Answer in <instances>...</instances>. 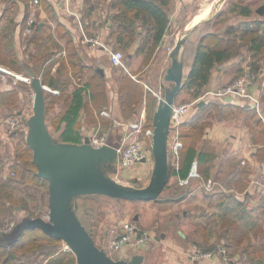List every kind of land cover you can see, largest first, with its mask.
<instances>
[{"label": "crops", "instance_id": "crops-1", "mask_svg": "<svg viewBox=\"0 0 264 264\" xmlns=\"http://www.w3.org/2000/svg\"><path fill=\"white\" fill-rule=\"evenodd\" d=\"M37 1V3H34L35 0H0V34L3 36V39L7 38L6 42H8L9 40H13V43L15 44L13 46V49L14 47L18 48L17 44L23 42V44L25 45L24 52L27 56H29V60H26L22 57L19 49H15L18 50L16 51V54L20 55L19 57L27 61L29 65L36 67L40 72V78H42L41 76L45 71H48L49 74L54 77L58 76L59 78L68 79L69 83L65 84L64 86V92H66L67 95H71L74 89L80 86H84L87 83H90V86L88 88V91L90 92V96H88L89 98H91L93 94L96 95L97 93H100L102 87L108 88V96L112 98V104L109 107L98 109L93 106V101H90V104L92 105V108L98 120V124L94 125L93 127L100 126L101 121L105 120L104 118H110L116 125L119 126L120 124L115 120H120L119 118H122V107L118 106V100L114 98V92H111V87L113 88L112 84H115L114 68L118 67H115L111 64L109 53L104 47V45L112 47V43L115 40L114 35L112 34V28L114 26L112 14L116 11L117 8L112 6L113 0H75L73 3V9L75 11H78V13L80 14L81 23L66 10V7H64L62 0ZM195 1L199 0H172L169 4V7L171 8V11H173L172 6L174 4H176V8L179 9L182 4H184V6H187L188 4H192ZM228 1L229 0H211L210 2L213 3L211 14L194 24L197 25V27L192 32V34L202 24H206V21L211 20L210 23L214 25L212 21H214L215 16H220L221 13H225L227 9L228 13H233L237 16L236 23H238L255 17L258 13L257 8L260 6L259 5L254 9L250 4L251 1L246 0L244 3L252 8L253 13L252 16H245L243 14H240L239 10L233 9L234 3L238 2L237 0L231 1L229 8L226 7ZM217 4L221 5L219 11L218 9H216ZM33 12L36 14V17H40V19L37 20L39 25L35 30L33 29L32 33L30 34V37L32 35L35 36V41L27 43L24 35L28 33L26 32V26L24 30V24L25 19L28 18V16ZM217 12L219 14H217ZM195 15H193L190 20V24L184 30L194 26L192 25V21ZM169 17L170 23L168 29L162 41L157 45L155 50V54H157L159 50H162V47H168L170 49L168 53H166V57L164 59V74L170 63V52L173 49L172 47L175 46L174 44H171L168 39L170 33H172L173 35V33L175 32V30L171 32L172 29H174L171 13H169ZM222 22L223 21L218 20L215 24V26H219V29H217V31H220L221 33L224 32L228 25L236 24L235 22L222 24ZM138 30L142 31V34L137 35L136 40L132 42L127 52L128 56L130 57V63L136 70H138L137 68L140 63V58L143 59L146 55L149 54L146 49H141L145 27L140 26L138 27ZM180 35H178V37H174L176 40L175 44ZM90 37H96L101 42V44L93 45L92 43H89L87 41V38ZM198 42L196 43L194 48L190 49L188 54L187 52L184 53V71L190 68L193 63ZM32 45L33 49L30 48ZM28 48L30 51H28ZM42 49H44V53L47 54V57L38 56V53L41 52ZM153 57H155V55ZM251 60L253 59H251L250 57L247 58L239 55L221 63H217L212 70L210 81L206 85L205 90L202 94L207 91L217 89L221 85L229 83L235 73H240L242 75L247 71L252 70L249 66ZM152 62L153 60L151 59L150 63L145 66V71L144 69L139 71V73H142L141 76L144 77V80L136 79L137 76H134L136 74L133 75L131 72H129V69L128 72L137 81L142 82L147 90H151L154 94H156L159 102L161 95H163L164 93V89H162L163 83L165 85H169L170 82L165 83L160 80V88L158 89L150 86L151 84L149 85V81H155V75L153 73H150L153 68L151 66ZM98 69H102L103 73H101V71H99ZM256 74L259 77V81L257 83L255 79V84L253 85V87H255L261 93L264 89V73L261 74L260 72H256ZM96 80H100L99 83H96ZM12 91H5L4 93H10ZM179 98L180 96L178 94L176 102H179ZM211 98L221 100V102H223L224 104L235 103L237 106L242 105L247 107L248 109L238 108L231 110V112L228 108L227 111H225V113L221 116L218 115L214 107L204 108L203 110L198 111V109L207 106L208 100H210ZM70 100L71 98L70 96H68L67 104L68 102L70 103ZM202 100H204L205 103L201 105L200 101ZM200 101L198 105L193 108L192 112L187 115L186 118H191L194 115L193 117H195V120L197 121L209 120L212 122L204 134V139L206 140L208 147L214 149L216 153V157L213 161L211 177L217 182L216 188L225 190L226 196L221 198L215 197L214 199H212V197L207 194L210 192H206L205 189L201 185H199V183H194V181L196 182V179H192V190L190 192H187V194L177 202L183 203V201H186V199L188 200L189 198V200H191L192 202L200 201L207 213H210V215L217 214V216L223 215L222 217H227L228 215H230V213H232L231 211H233V217L235 219H238V222H240V224L248 227L247 231H251L252 233H254V235L256 234V236L258 235L259 231H262L264 233V199L262 201L264 189L253 182V179H255L256 177L264 178V138H262L264 137L262 135V133H264V123L260 119L256 109L252 105L241 99H233L230 96L213 97L208 95ZM65 102L66 101H62L61 105L66 109L67 105H65ZM61 105H57V108L63 109ZM102 110L110 111L111 116H101ZM250 110L256 113L257 117L249 119L248 111ZM88 112L89 115L92 113V111ZM143 112H145V116L146 118H148V112L146 108L142 110L141 115L143 114ZM84 118L85 109L82 111L80 121ZM64 125L65 124H62V127H64ZM119 129H121L122 132V127H120ZM113 132L114 131H108V133L106 134L108 140L114 139L121 143L123 135L121 137V135H115ZM60 134L61 132L57 131L58 137H56V139L61 140L59 138ZM82 135L84 140V138L86 136H89L90 134L84 135L82 133ZM2 137L8 138L5 134H2ZM147 149L148 157L145 160H142L141 162H138L137 164L132 166L128 171V173L130 174L129 176L144 182V185H146L150 180L154 166L152 162V158L154 157L152 146L148 144ZM12 160L13 155L8 167L12 163ZM237 167H246L249 170V173L246 175L247 179L249 180V184L244 191H240L236 187L237 185L235 183V180L241 178L242 176L241 173H236V170L238 169ZM4 176H6V173ZM177 181L178 177L176 175L170 178V184L172 185H176ZM200 194L204 195L205 198L203 199L202 197H200ZM250 194L251 196H249ZM233 203H235L237 206L233 205ZM261 204L263 207H261ZM212 206L214 207L213 212L209 208ZM186 211L187 210H185L184 213ZM184 213L183 215L187 214V212L185 214ZM191 213L193 214V211ZM254 235H252L253 239H249L248 243L245 244L240 251H238V248L239 245H242L243 241L235 244L236 247L234 249H236V255L235 257L230 259V262L228 264L253 263L248 257L244 258L242 255L245 253L244 248H246L249 244H255L256 246L264 247V240L260 244L256 243V241L254 240ZM242 238L245 239V236L243 235ZM161 242L164 245L162 248L164 251V261L162 264H225L222 262L221 258L210 260L194 257L193 252L196 245L190 243V236H188V232L185 230H178L177 237L172 236L171 234H162Z\"/></svg>", "mask_w": 264, "mask_h": 264}, {"label": "rangeland", "instance_id": "rangeland-1", "mask_svg": "<svg viewBox=\"0 0 264 264\" xmlns=\"http://www.w3.org/2000/svg\"><path fill=\"white\" fill-rule=\"evenodd\" d=\"M210 1L211 0H199L193 2L192 4H188L187 6H184V4H182L179 9L176 8V4H174L172 6L173 11H171V8L168 7L169 13L172 14V20L174 25V29H172L171 32L175 30L173 35L172 33H170V36L168 38L171 44L175 45L176 40L174 37H178V35H180V33L190 24L191 18L197 13L199 8H201L204 4ZM231 1L234 0H229L226 7L229 8ZM250 1V4L251 6H253L254 9L264 2V0ZM220 6L221 5L219 4H217L216 6V9H218V11L220 9ZM227 11L228 9L225 11V13H221L220 16H215L214 21L217 22L218 20H221L223 21L222 24L234 22L236 23L237 16L233 13H228ZM217 14L219 13L217 12ZM256 16L264 17L259 15L258 13L256 14ZM26 19L24 24V30L27 21ZM36 19L39 20L40 17H36ZM218 27L212 25L211 23L202 24L186 41L185 52H187L188 54L190 49L194 48L196 43L199 41L201 35L205 31L210 29L217 30L219 29ZM31 33L25 34L26 36L24 35L25 40L27 39V37H30ZM0 40L6 42L7 38L3 39V36L0 34ZM17 45L18 48H14L19 49L22 57L26 60H29V56H27L24 52L25 45L23 44V42H20V44ZM113 46L112 48L117 47L116 45L114 47ZM30 48L33 49V45ZM117 48L125 53L129 72H131L133 75L136 74L134 75L135 77L137 76L136 79L144 80V77L141 76L142 73H139V71L144 69L145 66L150 63V60L152 59L153 62L151 66L153 68L150 73H153L155 75V81H149V85L151 84L150 86L158 89L160 88V80L167 83V81L164 79L163 71L165 68L164 59L166 57V53H168V51L170 50L168 47H162V50H159L157 54H155L156 48H154L152 52L149 51V54L146 55L143 59L140 58V63L137 68L138 70L134 69V67L130 63V57L127 53L128 48ZM15 49L14 51H12L13 55H16L15 53H17L16 51H18ZM28 51H30L29 48ZM44 52V49H42V51L38 53V56L47 57V54ZM245 53L248 54L247 52ZM152 55H155V57H153ZM259 58L260 68L255 72H260L261 74H263L264 51L262 52V54L259 55ZM4 64L12 67V65H10L9 63ZM114 70L115 84H112L113 88L111 86L110 87L111 92H114V98L118 100V106L122 107L123 116L122 118H119L121 122V124L119 123V126L122 127V132L121 129H119L120 127L116 125L114 121H112L110 118H104L105 120L101 121L100 126L93 127L94 125L98 124V120L92 108V113L90 115L86 109L85 118L79 122V128L81 129V132L84 135L92 134L98 131L97 128H99V134L101 135H106L108 131H114L113 133L115 135H121L122 137V135L124 136V134L128 130L125 124L137 121L140 118L141 112L144 108L147 109L149 116L152 115L156 100L158 105V99L156 94H154L151 90H147V88L142 84V82L137 81L134 77L129 74L127 70L120 68H114ZM239 74L240 73H235L229 83L236 80L241 75ZM99 81L100 80H96L95 82L99 83ZM258 81L259 77L257 76L256 82L258 83ZM224 85H221L220 87ZM101 89V92L95 95V99L93 102V106L98 109L103 107H109L112 104V98L108 96V88L102 87ZM4 92L5 91H0V183L2 182V174L5 175L6 173V175H8L9 173H12L11 169L8 167L10 160L12 159V155L16 153V150L19 147H22V145H24V139L28 131V125L26 126L25 122L33 114L35 96V92L32 86L23 82L15 84L14 91L10 93ZM66 96V92L55 94V96L51 95L49 92H45L47 124L48 128L55 137H58L56 128L60 115L64 111V107L61 105V103L62 101H65ZM179 96V102L192 101L195 99L191 97L186 91H181L179 93ZM212 100L214 103L209 104L208 107L211 106V108H213L216 103L221 102V100L212 98L208 100V102ZM57 105H61L63 109L57 108ZM216 111L218 115H220V113L224 114V112H219L218 110ZM13 117H21L20 119L22 126H20L16 131L10 132L7 126V119ZM255 117H257L256 113H254L252 110L248 111L249 119ZM211 123V121L206 120V125L204 126L203 124L202 127L207 130ZM2 134L7 135L8 138H3ZM262 135L264 136V133H262ZM108 141L111 145L120 146L121 144L119 141H116L114 139H109ZM152 162L154 165V157L152 158ZM116 166L117 167L115 171L109 172L112 176H114L115 179L127 185H144V182L129 176V169H121L119 165ZM194 183H199L200 185V182H198L197 180L196 182L194 181ZM2 193L3 195L0 198V229L5 228L12 223L15 224L24 216H27L29 212H34V214L42 212V214H40L41 216L47 215L49 194L48 186H46L45 184H38L35 180H27L18 188H8L3 190ZM7 193L12 196L11 199H7L4 196L5 194L7 195ZM169 193L171 192L165 189L161 194L162 198L168 196ZM249 196H251V194ZM200 197H202L203 199L205 198L204 195L201 194ZM189 199H186V201H183V203L169 202L166 204L155 202L152 200L131 201L125 199L112 198L106 195H93L79 196L78 198H76L75 207L78 216L80 217L82 222L87 226L88 230L93 235L95 242L99 247H103L105 243H108L110 240H112L121 231V227L125 222L134 221L141 229L147 230L152 233L154 235V238L152 237L149 244L143 248H129L128 250L124 251L113 250L109 246L105 247L107 252L115 259L129 258L133 254L141 253L145 257L142 264H162L164 261V251L162 249L164 245L161 242L162 234H171L172 236L177 237L178 230L180 229L188 232V236H190V243L195 244L197 245V247L202 248L204 250H213L212 248L216 246L219 247L229 243L231 245L227 251V257L229 259L235 257L236 255V249H234L236 245L234 243L237 237L240 238V234L241 237L244 235L245 239L243 238V243L242 245H239L238 251H240L244 247V245L248 243L249 239H253L252 235H254V233H252L251 231H247L248 227L243 226L242 224H240V222H238V219H235L233 217V211H231L232 213H230V215H228L227 217H222L223 215L217 216V214L210 216V213H207L204 210L200 201L192 202ZM263 199L264 195L262 197V201ZM9 201L12 207V213L8 211L6 212L2 209L4 207L2 206V203H5L6 205ZM233 205L237 206L235 203H233ZM209 208L212 212L214 211L213 206ZM185 210H187V214L183 215ZM192 211L193 214L191 213ZM189 213H191L193 216L187 218ZM200 214H204V216H200ZM136 217L138 218L135 219ZM201 221H204V223H202ZM226 229L229 230V234H225ZM254 236V240L256 241V243L260 244L264 240V233L262 231H259L258 235L256 236L255 234ZM57 246L59 250L71 252V254L74 256L71 249H69L64 242L58 243ZM205 247L207 249H205ZM15 262L19 263V261ZM72 264H77V262Z\"/></svg>", "mask_w": 264, "mask_h": 264}, {"label": "trees", "instance_id": "trees-1", "mask_svg": "<svg viewBox=\"0 0 264 264\" xmlns=\"http://www.w3.org/2000/svg\"><path fill=\"white\" fill-rule=\"evenodd\" d=\"M171 1L172 0H113L112 6L117 9L112 14V19L114 21L112 34L114 35L115 39L112 44L121 48H129L132 42L136 40L137 35L142 34V31L138 30V27L143 26L145 27V33L141 49H146L148 53L149 51L152 52L154 48H156L157 45L162 41L168 29L170 23L168 7ZM245 1L246 0H240L235 2L233 9L239 10V13L245 16H252L253 10L249 5L244 3ZM210 22L211 20L206 21V23ZM212 22L215 26L216 22ZM38 25L39 23L36 21L33 29L35 30ZM26 41L27 43L34 42L35 36L32 35L31 37H27ZM14 45L15 44L13 43V40H9L8 42L0 40V62L9 63L12 65V68L20 72L40 76V72L36 67L29 65V63H27V61L24 59H20L16 53V55H13L12 51L15 49H13ZM117 47H114V49H118ZM263 51L264 17L255 16L251 19L228 25L223 33L215 29L205 31L201 35L197 44L191 67L188 68L187 71H184L185 74L181 91H186L191 97L198 98L204 92L206 85L209 83L212 70L216 64L239 55L253 59L250 61L249 66L255 72L260 68L259 55L262 54ZM41 77L43 83L60 89L61 93H64L65 91V84L69 83L68 79L59 78L58 76L54 77L49 74L48 71H45ZM89 86L90 83L77 87L73 90L71 95L66 96L65 105L67 106L66 109L64 107V111L60 115L56 128L57 131L61 132L59 138L62 141L80 143L83 140V135L81 129L79 128L82 111L84 109L85 111L86 109L87 111H92V105L90 104V101L94 102L95 99L94 94L91 96V98L88 97L90 96V92L88 91ZM50 94L55 96L53 93ZM259 94L261 96L264 109V89L261 93L259 92ZM68 96H70L71 100L70 103L68 102L67 104ZM213 103V100L209 101L207 106L198 109V111L203 110L204 108H210L211 106L208 107V105ZM154 106L155 111V108L157 107V100ZM241 106H237L235 103L224 104L223 102H218L214 108L219 112L224 113L228 108L230 111L238 108L248 109L245 106ZM154 111L152 115H148L146 121L147 126H153ZM220 115H223V113H220ZM193 116L191 118H185L180 125V138L183 141L184 146L180 151L179 159L176 160L172 155L169 156L170 166L172 168V176L176 175L178 177L177 184L172 185L170 184L169 180L165 189L169 190L171 193L163 198L160 195L161 199L155 202L166 204L169 202H177L178 200H181L187 194V192L192 190V181L186 185H181L179 183V179L187 178L189 176L192 163L195 159L198 160V170L200 174L204 178L211 177L213 161L216 157V153L214 149L208 147V144L204 139L206 130L202 127V125H206L205 121H197ZM27 121L26 126L28 125ZM62 124H65L64 127H62ZM116 165L117 163L112 164L111 166L104 164L103 168L107 171V173H109L110 171H115L117 167ZM9 168L11 169L12 173H9L6 176L2 174L1 176L2 182L0 183V198L3 195V190L8 188L16 189L27 180H35L38 184H45L48 186L47 179L37 175V167L33 161V152L26 142V137L24 139V145L19 147L16 150V153L13 154V160ZM237 168L238 169L236 170V173H241L242 176L241 178L235 180L237 185L236 187L238 190L244 191L249 184V180L246 177V175L249 173V170L246 167ZM197 181L200 182L199 180ZM210 193L207 194H209L212 198H221L226 196L225 190L220 188H216L215 190L210 191ZM93 195L101 194L76 196L74 200V207L76 198L79 196ZM4 196L7 199L12 198L9 193H7V195L5 194ZM2 206H4L2 208L4 211L12 213L10 201L6 205L5 203H2ZM261 207H263L262 204ZM40 214H42V212H38L37 214H34V212H29L27 216L33 215L32 217H35L40 216ZM213 215L214 214H211L210 216ZM191 216L193 215H188V217ZM200 216H204V214H200ZM201 222L204 223V221ZM225 234H229L228 229H226ZM242 241V237H237L234 244ZM60 242L63 241L48 235L40 228L24 229L21 235L12 243H7V241L0 242V264L76 263L77 259L74 253L73 256L71 252L59 250L57 244ZM224 246H226L228 250L231 245L227 243L224 244ZM217 248L218 247L216 246L212 249ZM205 249L207 248L205 247ZM244 252L245 255L243 254L242 256L244 258L248 257L253 263L264 260L263 246L249 244L246 248H244ZM15 261H19V263H16Z\"/></svg>", "mask_w": 264, "mask_h": 264}, {"label": "water", "instance_id": "water-1", "mask_svg": "<svg viewBox=\"0 0 264 264\" xmlns=\"http://www.w3.org/2000/svg\"><path fill=\"white\" fill-rule=\"evenodd\" d=\"M257 12L264 15V3ZM196 27L183 30L170 52V63L164 74V79L170 84L163 83L164 93L154 111V166L150 180L144 186L124 184L103 168L104 164L111 166L117 163L119 145L107 143L96 147L91 144L89 136L80 143L56 139L47 124L43 81L38 75H33L35 96L33 114L27 121L26 142L33 152L37 175L48 181V212L46 216H24L11 231L0 232V242L12 243L24 229L40 228L62 240L75 254L77 264H142L145 257L141 253L115 259L105 249L106 243L99 247L78 216L74 200L78 195L90 194L131 201L161 199L160 195L172 176L169 157L171 116L185 74V44ZM98 70L103 73L102 69ZM204 103V100L200 101L201 105Z\"/></svg>", "mask_w": 264, "mask_h": 264}, {"label": "built area", "instance_id": "built-area-1", "mask_svg": "<svg viewBox=\"0 0 264 264\" xmlns=\"http://www.w3.org/2000/svg\"><path fill=\"white\" fill-rule=\"evenodd\" d=\"M62 1L64 7H66V10L81 23L80 14L78 13V11H75L73 9V3L75 0ZM37 2L38 1L35 0L34 3ZM36 21V14L33 12L28 16L26 21L27 33L32 32L33 26L35 25ZM87 41L89 43H92L93 45L101 44V42L96 37L87 38ZM104 47L109 53L111 64L115 67L128 71L125 53L120 49H114L106 45H104ZM256 77V72L249 70L233 82L217 89L207 91L192 101L175 102L173 105L171 116L169 154L172 155L174 159H179L180 151L184 146L183 141L180 138V125L182 121L187 117V115L192 112L193 108L198 105L199 101L208 95L213 97L230 96L233 99H241L252 105L256 109L260 119L264 123V109L261 96L259 94V91L255 87H253ZM32 80L33 75L17 71L10 66L0 62V91H12L14 90V85L20 82L31 85ZM43 88L45 92H50L54 95L60 93L59 89L54 88L46 83H43ZM101 116L110 117L111 113L108 110H102ZM20 118L21 117H13L7 119V126L10 132H14L20 126H22ZM115 121L121 124L120 120ZM146 121L147 118L145 116V112H143V114L137 121L125 124L128 130L124 134L122 142L117 149V165H119L121 169H130L132 166L148 157L147 148L148 144L152 146L154 127L147 126ZM97 130L98 131L89 135L91 144L93 146L100 147L109 143L107 135H101L99 134V128H97ZM192 179L199 180L200 185L206 191L210 192L216 189V180H214L212 177L204 178L200 174L198 170L197 159H195L192 163L189 176L187 178H180L179 183L181 185H186ZM253 182L264 189L263 177H257L253 180ZM15 224L12 223L7 227L0 229V232L11 231L14 228ZM153 236L154 235L149 231L141 229L134 221H129L125 222L122 225L121 231L112 240L106 243L105 247L109 246L113 250L124 251L128 250L129 248L139 249L146 247ZM227 251V247L224 245L219 246L217 249L213 250H204L197 247L196 245V247L194 248L193 256L210 260L221 258L223 263L228 264L230 262V259L227 257ZM251 264H264V260Z\"/></svg>", "mask_w": 264, "mask_h": 264}, {"label": "bare ground", "instance_id": "bare-ground-1", "mask_svg": "<svg viewBox=\"0 0 264 264\" xmlns=\"http://www.w3.org/2000/svg\"><path fill=\"white\" fill-rule=\"evenodd\" d=\"M213 9V3L209 2L204 4L198 11V13L195 15L193 21H192V25H194L195 23H197L198 21H200L201 19L209 16L212 12Z\"/></svg>", "mask_w": 264, "mask_h": 264}]
</instances>
